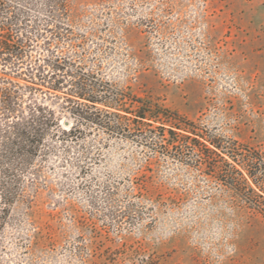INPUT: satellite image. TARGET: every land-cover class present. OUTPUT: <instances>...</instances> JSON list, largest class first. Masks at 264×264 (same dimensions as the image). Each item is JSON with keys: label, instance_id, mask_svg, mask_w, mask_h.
<instances>
[{"label": "rangeland", "instance_id": "obj_1", "mask_svg": "<svg viewBox=\"0 0 264 264\" xmlns=\"http://www.w3.org/2000/svg\"><path fill=\"white\" fill-rule=\"evenodd\" d=\"M67 4L73 44L58 54L83 52L114 86L168 110L151 121L164 138L172 125L192 141L153 153L93 129L82 145L56 144L30 208L2 211L0 198V264H264V217L221 175L243 170L229 148L264 155V0Z\"/></svg>", "mask_w": 264, "mask_h": 264}, {"label": "trees", "instance_id": "obj_2", "mask_svg": "<svg viewBox=\"0 0 264 264\" xmlns=\"http://www.w3.org/2000/svg\"><path fill=\"white\" fill-rule=\"evenodd\" d=\"M68 13L67 0H0L2 211L16 202L30 208L38 191L41 162L56 144L62 148L82 145L93 129L111 137L137 138L153 153L158 152L162 141L170 146L192 141L186 134L175 135L172 125L166 128L168 136L164 138V126H157L160 133L151 127V121L168 110L114 86L85 64L83 52L58 54L64 44H73ZM128 101L138 103L137 107L128 110ZM128 113L131 118L125 115ZM200 136L215 149H223L220 139ZM226 151L223 153L240 163L243 170H237L238 178L221 174L222 181L241 202L264 217V155L246 146ZM27 176L31 177L28 183Z\"/></svg>", "mask_w": 264, "mask_h": 264}, {"label": "water", "instance_id": "obj_3", "mask_svg": "<svg viewBox=\"0 0 264 264\" xmlns=\"http://www.w3.org/2000/svg\"><path fill=\"white\" fill-rule=\"evenodd\" d=\"M64 124H65V125H68V121H65Z\"/></svg>", "mask_w": 264, "mask_h": 264}]
</instances>
